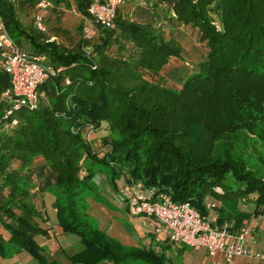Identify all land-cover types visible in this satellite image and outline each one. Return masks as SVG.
<instances>
[{"label": "trees", "instance_id": "trees-1", "mask_svg": "<svg viewBox=\"0 0 264 264\" xmlns=\"http://www.w3.org/2000/svg\"><path fill=\"white\" fill-rule=\"evenodd\" d=\"M38 1L0 0L11 39L42 56L43 64L62 67L40 85L45 96L37 108L7 115L10 104L1 92L8 75L0 67L1 257L26 250L37 264H52L34 238L46 232L30 190L37 182L40 191H53L62 230L83 244L70 255L73 262L173 264L163 252L124 245L90 224L86 198L95 193V171L86 166L80 173L87 157L105 162L113 175L126 172L130 185L142 181L201 213L205 197L213 196L219 222L241 224L246 216L239 201L253 202L254 214L264 212V0H164L173 23L194 27L203 44L190 68L181 44L153 20L117 11L113 27L90 23L97 29L85 37L91 0H74L81 36L69 49L44 34L45 13V31L35 25ZM47 1L46 11L65 3ZM31 8L34 25L20 17ZM87 121L107 123L101 157L72 129Z\"/></svg>", "mask_w": 264, "mask_h": 264}, {"label": "built area", "instance_id": "built-area-1", "mask_svg": "<svg viewBox=\"0 0 264 264\" xmlns=\"http://www.w3.org/2000/svg\"><path fill=\"white\" fill-rule=\"evenodd\" d=\"M126 1L91 0L88 5L89 17L85 19L84 36L95 34V28L90 23L113 27L118 7ZM48 4L47 0H39L37 6L44 8ZM34 23L38 29L45 31L42 13L35 14ZM42 59V56L17 45L0 18V67L8 75V86L1 92V97L10 104L5 110L6 115L19 108H37L45 96L40 85L61 72V66L43 64ZM63 81L69 83L67 77ZM16 123V118L11 119L10 125ZM97 128L94 122L87 121L72 129L90 141ZM126 198L131 213L153 217V233L164 235L173 243L204 248L209 255L219 253L226 262L241 255L264 260V252L253 250L249 244L254 239L253 226L248 222L235 226L228 219L219 222V203L210 195L204 199L207 212L210 213H201L188 201H174L166 191L146 187L142 181L132 182L126 191Z\"/></svg>", "mask_w": 264, "mask_h": 264}, {"label": "crops", "instance_id": "crops-1", "mask_svg": "<svg viewBox=\"0 0 264 264\" xmlns=\"http://www.w3.org/2000/svg\"><path fill=\"white\" fill-rule=\"evenodd\" d=\"M148 2H139L138 0H128L125 3L119 5L118 13L123 17H129L131 19L143 20H153L155 26L159 25V29L165 33L167 37L175 38L182 46L183 57L186 59L192 58L189 52V47L185 46L181 37H183L182 30L189 29L190 33L196 35V29L190 25L173 23L172 17L174 15L173 11L170 9V4L164 0H157L154 8H151V3L154 0H147ZM46 8H39L37 12L44 14ZM155 11V12H153ZM93 24V23H92ZM91 24V25H92ZM183 35V36H182ZM189 55L190 57H188ZM188 57V58H187ZM192 60V59H191ZM187 62V61H185ZM106 127L107 133L109 132L107 123L102 121L98 126L100 129L92 133L97 135L105 134V130L101 127ZM91 135V136H92ZM91 141V143H96ZM104 141V139H103ZM89 160V161H88ZM93 161L90 159L84 160V165L86 164L92 168ZM85 172V171H84ZM106 171H97V174L101 177L94 179L99 183V181L104 182L103 176H106ZM123 178L125 180V185L119 189L110 188L107 189V197L110 201L117 204L121 203L122 208L117 207V212H108V209H103L105 215L109 216V225H97L104 230L111 237L116 238L124 245L131 246H142L145 248H152L156 252H163L166 259L175 264H264L263 259H256L250 256H235L229 262L223 260L221 254L216 253L214 255H209L204 248H192L181 243H173L168 240L164 235H156L152 231V226L154 218L145 214H134L129 210L128 201L126 198V190L129 189L130 184L126 180V173H123ZM107 185V183H106ZM32 193L33 201L38 205L41 211L42 217L39 219V224L43 228H46L45 233H38L34 236L35 240L39 245H41L42 253L44 254L47 261L52 264H81L73 262L70 255L78 251L83 247L82 242L78 235L72 232H64L62 227L58 223L56 208L54 207L53 201L55 195L51 189H46L40 191L38 183H34L30 189ZM122 191V192H121ZM125 192V193H124ZM91 195V194H90ZM213 197V196H212ZM215 198V197H213ZM217 199V198H216ZM88 204V214L93 213V200L90 196L86 198ZM218 203L219 200L217 199ZM238 209L244 211L245 219L241 222L249 220L250 224H253L254 239H252L249 244L251 248L255 251L264 252V212L259 214L253 213L254 204L253 202H243L239 201L237 205ZM124 210L125 213H120L118 210ZM207 213H210L208 211ZM248 217V218H247ZM97 222V221H96ZM98 223V222H97ZM112 224V225H111ZM111 225V226H110ZM240 225V224H239ZM252 225V226H253ZM237 226V225H236ZM26 250L18 251L10 256L1 257L0 264H37L36 259L31 255H26L27 260L25 263L22 262L21 256ZM95 264H109L107 260L98 261ZM130 264V263H125Z\"/></svg>", "mask_w": 264, "mask_h": 264}, {"label": "rangeland", "instance_id": "rangeland-1", "mask_svg": "<svg viewBox=\"0 0 264 264\" xmlns=\"http://www.w3.org/2000/svg\"><path fill=\"white\" fill-rule=\"evenodd\" d=\"M34 11L35 9L31 8L29 13H25L23 11L20 12V17L22 18L24 23L26 24L31 23L32 25H34L33 24ZM44 18H45V23H46L45 25L47 27V31L44 33L46 36H48L50 39L58 40L63 46L69 49H74L76 47L77 40L81 36V29H80L81 14L76 10L74 0H65V3L59 4V8L48 9L45 12ZM95 28L97 29V25L95 26ZM182 33L184 36L182 35L183 37H181V39L184 45L189 47V52L191 53V56H192V58L189 59L188 57L190 56L187 55L188 60L187 62H185L187 68H190L192 67L193 64L197 62V60H199L200 57H202L204 47H203V44L199 41L198 37L196 35H193V33H190L189 29L182 30ZM113 48L114 49L116 48L115 45L113 46ZM167 83H171V81ZM101 128L105 130L104 136L95 134L97 130L100 129L98 127V129L95 131V133L92 135L89 141L93 151H95V153H97V156H100V157L106 154V151L108 149V146H107L108 144H106V140L109 137V132L107 133V130H106L107 128L106 127L104 128L103 126ZM92 140H94L93 142H96V143L95 144L91 143ZM260 148L264 152V146L260 145ZM85 159H90V158L87 157ZM91 165H92V169L95 171L94 179L95 178L98 179L101 177L100 175L97 174V171H101V170L106 171L105 173L107 177L103 176V178H101L104 180V182L99 181L98 183L96 181V183H94L95 193H91V195H89L90 199L93 200V207H92L93 213L88 214V219L92 226L98 227L97 225L99 224L106 226V225H109V221H108L109 216H106L104 214L105 211L103 209L107 208L108 212L110 213V212L116 211L117 207L122 208L121 201H119L121 203L118 202L117 204H115L113 203V201H110L109 198L107 197L106 192H107L108 186H109V189L112 187L113 188L117 187V189L120 190V188L125 185V180L123 178L124 176L122 172H120V174L117 173L113 175L111 170H109L108 165L105 162H100V161L95 162L94 161L91 163ZM86 166L87 165L86 164L84 165V163L82 166H80L81 175L85 173L84 171H85ZM126 191H128V189ZM118 210L120 211V209ZM120 213H125V211L121 210ZM245 222L250 223L249 220ZM23 253L24 254H22L21 259H22V262L25 263L27 260L26 255H30V254L27 251H24ZM121 264H125V263H121Z\"/></svg>", "mask_w": 264, "mask_h": 264}]
</instances>
